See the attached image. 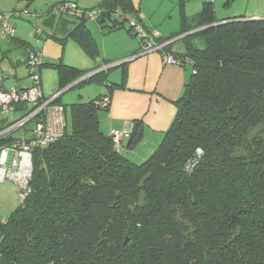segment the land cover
Returning a JSON list of instances; mask_svg holds the SVG:
<instances>
[{
	"label": "trees",
	"instance_id": "16d2710c",
	"mask_svg": "<svg viewBox=\"0 0 264 264\" xmlns=\"http://www.w3.org/2000/svg\"><path fill=\"white\" fill-rule=\"evenodd\" d=\"M74 3L98 11L108 31L139 35L116 14L138 12L132 0H101L91 8ZM215 11L212 1L192 16L182 10L180 29L156 38L181 36L183 52H172L191 77L146 159L135 162L120 150L126 137L129 147L139 145L141 122L119 147L100 127L99 112L125 84V77L121 83L107 78L115 67L72 86L104 83L109 93L73 102L72 131L66 125L61 137L31 152L25 195L8 216L0 215V264H264V17L221 20ZM72 18L78 22L67 37L98 56L88 19ZM3 38L26 57L29 50L42 53L15 33ZM25 65L30 77L28 57ZM43 67L56 70L58 91L93 71L42 56L40 80ZM257 126L260 133L250 135ZM18 140L12 135L1 143Z\"/></svg>",
	"mask_w": 264,
	"mask_h": 264
},
{
	"label": "rangeland",
	"instance_id": "374dc122",
	"mask_svg": "<svg viewBox=\"0 0 264 264\" xmlns=\"http://www.w3.org/2000/svg\"><path fill=\"white\" fill-rule=\"evenodd\" d=\"M61 0H0V13L15 11L17 12L15 16L12 18V22L16 27V35L18 37L27 39L36 47H40L42 53H47L56 57L59 60V57L63 55V58H67L70 60L78 61L82 58L85 63L87 60V56L89 55L85 53V51L75 42L74 39L68 38L66 42H62L60 39L53 38L47 34H52L55 31V28L51 27L45 23V21L50 17H55L53 19L58 20L61 16L60 7H58ZM74 1L75 0H71ZM82 7L91 8L93 4L97 3L99 0H76ZM135 6L138 8V15H140V23L147 28H156V30L161 34L171 33L172 31H176L180 29V21L182 7L186 15L190 16L196 12H198L202 6L196 9V6H200V0H133ZM212 1V0H211ZM214 1V0H213ZM229 0L226 1V6L221 4V1H217L216 14L217 17L222 18L228 15H249L254 9L253 2H248L249 0ZM215 2V1H214ZM242 2V4L240 3ZM257 4V2H255ZM216 4V3H215ZM236 4H240L242 10L247 6L248 10H238L240 12L233 11L230 12L233 8H236ZM24 10V15L20 14V11ZM259 11V10H258ZM264 15L263 12H258ZM135 11L133 13L129 12L126 16L132 17L135 19L137 17ZM68 16H73L67 13ZM121 19L125 16L123 13L118 15ZM58 22V21H57ZM90 30H92L94 36L96 37L99 43L100 52H98V56L92 57L96 61H100L99 57H102L104 54L113 55V52L116 50L122 51L121 53H127V51H131L136 46V43H140L141 34L132 37L127 33L125 29L122 31H114L108 34H104V30L106 27H101L99 22L96 19H88L86 21ZM126 24L129 25V19L126 20ZM38 28L41 29V32L45 30L41 37H37L36 30ZM107 30V29H106ZM60 34H58L59 36ZM10 40L8 38H3L0 34V74H14L17 75L18 81L21 86H26L30 82L29 77V69L27 65H25V54L22 48H16L15 46L10 45ZM179 41H176L174 45H179ZM200 47H204V43H199ZM64 58V59H65ZM91 58V59H92ZM18 60L22 61L21 63H17ZM118 61V60H114ZM108 65V64H107ZM105 67V66H104ZM121 72V68L118 67L116 70H112L110 72V77L112 80L115 79V76L119 75ZM81 78H84L81 77ZM57 73L56 70L43 67L42 73V84L45 89L44 92L50 93L57 91ZM79 80V78H78ZM105 85L98 82L85 83L81 86H77L72 90H68L66 93H63L61 97L62 104L66 106V112L64 116H66L67 122V131H72V116H71V104L75 102L74 98L77 97V100L86 101L92 98L97 97L96 95H92L96 88H102ZM63 92L66 89H62ZM92 93V94H91ZM81 97L79 98V96ZM76 100V101H77ZM29 105V104H28ZM105 112L101 111L100 116L104 118ZM4 114V113H3ZM104 124V122L102 121ZM34 127L33 122H29L26 124L24 128L17 129L13 132L15 135H19L21 133L27 134L29 137L32 134V128ZM261 126H257L252 131H250V135H257L261 131ZM1 154V152H0ZM12 151H9V160L6 164V167L10 166V160L12 158ZM1 158V155H0ZM19 184L9 178L0 180V214L4 216H8L18 205L22 198H20L19 192Z\"/></svg>",
	"mask_w": 264,
	"mask_h": 264
},
{
	"label": "crops",
	"instance_id": "0c3cea01",
	"mask_svg": "<svg viewBox=\"0 0 264 264\" xmlns=\"http://www.w3.org/2000/svg\"><path fill=\"white\" fill-rule=\"evenodd\" d=\"M100 1L101 0H99L97 3H99ZM200 1H202V2H199L200 6H196L195 10H198L201 6L203 7L204 2L211 1V0H200ZM214 1L212 0L214 5L217 6L218 0H214ZM220 1L222 5L224 4V6H226V1L229 2V0H220ZM235 1H234V4L236 3ZM75 2L77 1L75 0ZM248 2H253V5H254L253 7L254 9L255 8L256 9L250 11L251 13L247 15V17H250V18L264 17V15L258 13V12L264 13V0H249ZM255 2H257V4ZM240 3L242 4V2ZM95 4H93V6H95ZM236 6L237 7L230 10V12L233 11V13H235V12H240L238 10H242L240 4L238 5L236 4ZM248 7L246 6L243 10L244 11L248 10ZM182 10L184 11L183 7H182ZM135 12L137 13L135 15H137V17L140 18V15H138L139 13L137 11ZM16 13L17 12L14 11V14ZM19 13L24 15L25 12L23 10V11H20ZM230 16H236V15H228L222 18L218 17V19L222 20ZM53 18L55 17L48 18L45 21V23L55 28L56 32L52 34H49L47 32V34L53 38H57L60 40L63 38H68L67 36H68L69 31L71 29L73 30L74 26L78 22L75 18H72L71 16H68L67 14H62V13H61V16L58 18V20H55ZM106 29L107 27L103 31L104 34L114 32V31H108V29L107 30ZM38 30H41V29L38 28ZM89 30H90V27H89ZM122 30L123 29L119 31H122ZM125 30L132 37L136 36V35L130 34L127 29ZM16 31L17 30L15 27L14 33H15V36L18 37L16 35L17 34ZM42 32L44 33L45 30H43ZM173 32L175 31H172L171 33ZM91 33L94 36L92 30H91ZM171 33L169 32L167 34H163V33L161 34L168 36V35H171ZM58 34L60 35L58 36ZM180 37L181 36H177L176 38L173 37L175 38V40L171 43V51L183 52L184 45L180 41H179L180 43L179 45H174L175 42L180 39ZM94 38L96 39L95 36ZM9 40L11 43L10 45H12L11 39ZM24 40H27V39H24ZM27 41L30 42L29 40ZM96 42L98 43L97 39H96ZM12 46H15V45H12ZM98 46H99V43H98ZM119 50H116L115 52H113V55L104 54L102 57H99L100 58L99 62L93 59L91 56H89V58L87 56V60H85V63L82 60V58L79 59V63H78V61L70 60L65 57L64 59L63 55L59 57V59L63 60L65 63L69 65H72L80 69L96 71L100 69L101 67H103L102 64H105L107 62L111 63L114 60H122L125 58L135 56L129 62L125 63L126 66L121 65V66H117L112 69V70H116L118 67H120L121 72L119 75L115 76V79L113 80L109 78L110 74H109V77L107 78H109L111 82L121 83L122 78L125 77V84L122 87L113 89V92L111 93V101H110L111 103H110L109 109L101 110L105 112L104 118H101L100 116L101 111L99 112L98 115L100 118V125H101L100 127L102 128V130L105 131L106 134H110L112 129L127 130L128 133L131 134L133 131L135 122L139 121L142 123V125L144 126V136H142L143 139L139 143V145L137 144L135 147L134 146L129 147L128 146L129 138L126 137L122 140L123 143L120 149L122 150L123 153L127 154L130 159H132L135 162H139L141 160L146 159L148 156H150V154L153 153L156 150V148L159 146V144L161 143L163 139V135L165 131L168 129L176 113L175 111L176 106L174 104V101L183 94L184 89H185L184 86L186 85V83L189 81L191 77V74H190L191 71H190V67L188 66L164 63L161 52H156V51L150 52V53L141 52L142 51L141 40H140V43H136V46L134 49H131V51H127V53L125 54L121 53L122 51H119ZM99 52H100V49H99ZM23 53L25 54L24 56L25 59H27L25 51ZM42 56L44 60H51V61L57 60L56 57H53L52 55L49 56V54L47 53H43ZM21 62L22 61L18 60L17 63H21ZM23 62H25V60ZM99 65L101 67L97 69ZM42 73H43V69H42ZM7 75H12L15 79H17L16 80L18 82L17 88L19 89H24V88L27 89L31 85V81H30L27 87L21 86L18 81L19 79L17 75H14V74H7ZM1 76L2 75L0 74V78ZM78 81L79 80H75L74 82L66 86L64 88L66 90L63 93H66L68 90H72L73 89L72 86ZM42 88H43L42 92H44L45 89L43 87V84H42ZM108 89H109L108 85L106 84L102 88L101 87L96 88L94 93L93 94L91 93V94L93 96L94 95L104 96L109 93ZM58 90H59V83L57 80V91H55V93H57ZM55 93L54 92H50V93L44 92L46 96H50ZM80 97L81 95L79 96V98ZM74 100L76 101L77 97L74 98ZM62 103L63 102H61V104ZM31 107H32L31 105L24 104V105L18 106L14 110L9 111L7 114H3L0 112V123H6V122L9 123L10 121H14L18 119L19 117L26 114V112H28V110L31 109ZM102 121L104 122V124L102 123ZM13 135L14 137H16V139L17 138L20 139L24 136H27V134L25 133H21L19 135H15V134ZM8 154L9 153H7V155ZM0 215L4 216L2 214Z\"/></svg>",
	"mask_w": 264,
	"mask_h": 264
},
{
	"label": "built area",
	"instance_id": "2783aa9c",
	"mask_svg": "<svg viewBox=\"0 0 264 264\" xmlns=\"http://www.w3.org/2000/svg\"><path fill=\"white\" fill-rule=\"evenodd\" d=\"M77 4L71 1H65L60 3L61 12L69 13L75 17H82L87 19H96L99 16V12L96 10L84 11ZM85 12V13H84ZM117 15L121 16V12H117ZM115 14V16H117ZM14 12L0 13V33L3 37H11L15 31L13 22ZM124 15V14H123ZM129 19L131 28L138 34H141L142 44L141 49L143 53L161 52L164 63L167 64H181L182 60L177 57L174 52L167 49L175 38L166 41H160L159 32L157 30L149 31L139 23L136 19L126 16ZM40 32V30H37ZM42 53L38 49L29 50L28 62L31 65V85L26 89H19L14 87L10 90L0 89V112L7 114L9 111L16 109L20 105L29 104L31 109L23 116L14 121L5 123L0 126V180L9 178L16 181L19 184L20 198L23 199L24 193L20 190L27 187L28 180L31 177L32 171V154L31 152L36 146H45L49 142L58 139L64 134L65 127L67 125L65 109L63 104L56 103V98L62 94V91L45 96L40 80V76L36 72V66L42 61ZM135 56L125 58L133 59ZM116 62V61H115ZM112 64V63H111ZM108 64L105 67H109ZM101 67L100 69H103ZM92 71L84 76L87 77L99 71ZM33 122L32 134L29 137H22L18 141L13 143L2 144L6 138L13 135V132L17 129L24 128L27 123ZM127 130L112 129L110 136L115 146L119 147L121 140L129 136ZM12 151V158L10 160V166L6 167L9 160V151Z\"/></svg>",
	"mask_w": 264,
	"mask_h": 264
},
{
	"label": "water",
	"instance_id": "95a60500",
	"mask_svg": "<svg viewBox=\"0 0 264 264\" xmlns=\"http://www.w3.org/2000/svg\"><path fill=\"white\" fill-rule=\"evenodd\" d=\"M129 61H130V59H122V60H118L116 62H113L109 66L117 67V66H121V64L127 63ZM16 80L17 79H15L12 75L2 74V76L0 78V89L10 90L14 87H17L18 82ZM79 80H82V78H79ZM62 93H63V91H62Z\"/></svg>",
	"mask_w": 264,
	"mask_h": 264
},
{
	"label": "clouds",
	"instance_id": "9594fccd",
	"mask_svg": "<svg viewBox=\"0 0 264 264\" xmlns=\"http://www.w3.org/2000/svg\"><path fill=\"white\" fill-rule=\"evenodd\" d=\"M115 62V61H114Z\"/></svg>",
	"mask_w": 264,
	"mask_h": 264
}]
</instances>
